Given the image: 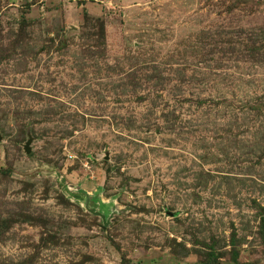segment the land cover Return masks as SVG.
Wrapping results in <instances>:
<instances>
[{
    "label": "rangeland",
    "instance_id": "1",
    "mask_svg": "<svg viewBox=\"0 0 264 264\" xmlns=\"http://www.w3.org/2000/svg\"><path fill=\"white\" fill-rule=\"evenodd\" d=\"M0 264H264V0H0Z\"/></svg>",
    "mask_w": 264,
    "mask_h": 264
},
{
    "label": "water",
    "instance_id": "2",
    "mask_svg": "<svg viewBox=\"0 0 264 264\" xmlns=\"http://www.w3.org/2000/svg\"><path fill=\"white\" fill-rule=\"evenodd\" d=\"M25 151H26L27 153H30V152H31V149H30V147H29V144L25 147Z\"/></svg>",
    "mask_w": 264,
    "mask_h": 264
}]
</instances>
